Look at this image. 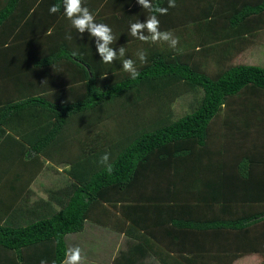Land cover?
Instances as JSON below:
<instances>
[{"label": "trees", "instance_id": "16d2710c", "mask_svg": "<svg viewBox=\"0 0 264 264\" xmlns=\"http://www.w3.org/2000/svg\"><path fill=\"white\" fill-rule=\"evenodd\" d=\"M62 2L9 0L0 10V189L7 187L11 192L9 198L0 197V264H63L69 250L67 237L84 232L88 222L98 225L112 219L102 211L106 207L112 213L119 211L122 217L116 225L126 231L127 238L126 247L118 252L113 264H144L148 258L158 264H232L245 254L264 256V158L261 208L256 200L242 207L234 204L238 199L235 187L230 192L234 196L229 194L222 202L204 201L201 194V201H178L170 170L156 173L150 167L159 156L163 166H168V160L177 156L182 146L185 151H191L189 145L204 146L212 134L213 119L226 105L254 112L262 107L258 125L264 138V68L228 66L211 76L203 65L193 62L194 54L185 56L154 48L148 62L137 68L139 76L131 79L128 73L115 74L104 66L92 40L83 42L74 28L70 26L67 33L69 29H57L55 23V31L50 32L54 27L47 26L44 31L22 34L26 36L24 42L35 44L41 54L32 59L34 65L15 57L10 34L2 32L4 22L18 16L23 3L26 14L36 10L44 14V20L53 22L63 15ZM168 2L152 3L165 8ZM220 2V12L210 15L208 10L200 11V16H191L188 24L207 20L211 29L228 27L226 33L217 30L212 36L214 42L243 37L247 27L252 36L264 32V0ZM54 4L61 7L50 14ZM85 5L98 22L99 17L121 13L133 4L131 0H85ZM163 16L166 20V14ZM61 70L71 74L63 78L67 80L51 78V72ZM182 85L193 96L190 113L171 121L172 114L166 110L171 119L159 121L157 124L163 125L139 132L124 143L100 138L102 133L97 130L102 123L118 115L121 104L130 97L137 94L142 99L145 93L149 100L158 99L160 105L170 89L174 98L180 97ZM79 122H84L89 134L94 132L93 144L81 138L71 140ZM61 145L63 150L77 145L81 154L75 159L59 157L56 152L63 153ZM105 153L112 164L110 172L100 162ZM42 156L47 161L57 159V166L69 163L64 170L69 182L53 186L47 199L32 208L19 209L29 204L31 186L41 173V168L31 165L42 166ZM20 166L24 173L19 172ZM160 178L165 180L163 187L157 181ZM143 182L148 190H132ZM255 193L259 194L258 189ZM170 196L176 201H168ZM249 205L250 209L246 208ZM17 211L21 213L15 216Z\"/></svg>", "mask_w": 264, "mask_h": 264}, {"label": "crops", "instance_id": "0c3cea01", "mask_svg": "<svg viewBox=\"0 0 264 264\" xmlns=\"http://www.w3.org/2000/svg\"><path fill=\"white\" fill-rule=\"evenodd\" d=\"M8 1L9 0H0V10L6 6ZM131 1L133 5L129 9L121 11V13L115 12L114 14H112V12H109L107 13L108 15H104L103 17H99L98 19V23L107 24L112 28L115 37L114 43L112 45L113 48L116 51H118L120 47H123L125 49L124 57L116 61L114 60L112 64H105L103 61H101L104 66L108 67L109 70L111 72H114L115 74L127 73L122 69L123 59L134 60L136 68L148 62L147 56L154 48L167 51L173 50L180 55H185L187 53L194 54V63L197 62L206 64L211 61L212 63L215 62L217 65H219V61L215 60V56L219 52L217 48H219L223 44H226V48H228L227 50L229 51L230 58L227 59L225 65H219L221 68H224L228 65L262 66V63H255L256 57H258V59L262 58V30L259 31L257 35L252 36L253 34L251 33V30L249 29V27H247V29L244 30L245 32L243 37H239L238 39H234V37H232V39H229V41L214 42L212 36L217 33L218 29L223 31V33H226L227 31H229V28L218 27L211 29L209 23H204L207 20H204L200 22V24H194V27H191L189 29V32L187 33L188 27H185V25L188 24V19L191 18L190 15L200 16V11L204 10H208L210 12V15L217 14V12H220L219 7L220 4H222L220 1L212 4L209 3V0H192L193 2L190 3V5L193 6V10H187L190 5L188 6L185 3L186 0H184V2H182V0H174V7H169V2L166 4L165 8L168 9L166 13V20L164 19L163 15H159L157 17L160 21L161 31H171V22H177V26L182 27V31H185L186 39H193V41H195L194 36L198 39H202V43L196 44V47L192 46L191 49H185L183 51L170 48L164 41H140L132 37L129 33L130 22H144L147 19L149 13L147 9H143L142 6L137 3V0ZM204 1H206V3H204ZM151 2H153V0H151ZM107 5L108 4L106 3V6ZM25 6V3L21 4V7L18 9L19 15H14L12 18H9L4 22L2 32L3 34H10L8 40H10L9 42H11L10 44L13 47V50H11V52L15 55V57L24 59V62L28 61L29 63H32L34 65L32 59L37 58L41 54H38V48L35 44L29 45V43L24 42L26 40V36H22V34L25 31L29 30L32 32H36L37 30L44 31L47 26L54 27V29H51L50 32L55 31L54 23L57 25V29L64 27L63 31L69 29L71 25L63 15L59 17L58 20L52 22V20H44V14L42 12L38 13V11L36 10L33 13L31 11L30 13L26 14ZM104 6L105 4L102 5V7ZM182 8L185 9L183 10V13H185V16L187 17L186 20H181L178 16V13H180V10ZM171 13L173 14V16L172 18H169ZM44 21H46L45 27H43V25L45 24ZM241 30L243 31V28ZM67 33H70V29L67 31ZM145 34L147 35L148 33L145 32ZM79 37L81 36L79 35ZM14 38L15 40L13 41ZM81 40L83 42L90 40L94 42L95 38L88 36L85 33L83 37H81ZM20 41L22 43H19ZM141 50H143L146 55V62H144L143 64L139 61L137 55ZM207 58L209 60H207L205 63L204 59ZM70 75L69 71L67 70H61L59 72L53 73L51 72V78H61L62 81L67 80L63 78H68L70 77ZM250 109L251 108L242 109L239 106L226 105L223 106L222 110H227V114L221 117L219 113L213 119L211 126H215L216 122L219 123V121H221L229 130L228 138L223 142L225 144L224 149H221V147L218 145L219 141H215L216 136H218L217 132L210 128L212 134L204 146L190 147L189 145L191 151H188V148L185 151L183 149V146L180 147V152L178 153V155L174 158H170L168 160L169 165L165 167L162 164L161 158H159L160 156L154 161V163H151L150 167H152V169H155L156 173L165 171L164 169L170 170V180L177 184V192L175 196L178 198V201L194 202L195 200H200V196L202 195V200L204 201L219 199L220 202H222V200L226 201L225 198L227 195L230 194L231 196H234V194H237L238 199L234 202V204L237 203L238 206L242 207L244 205L252 204V202H250L251 200H256L258 207L261 208L262 195L259 193V188L262 187V158H264V148L262 145L264 144V138H262V135H260L261 127H258L256 123H259V121H261L262 119L257 114V110H255L254 112V109L252 111ZM250 113L255 115H245ZM248 123H250L251 125L255 124V126L253 128L248 127ZM184 147H187V145H184ZM243 166L245 167V170L242 169ZM243 177H246L247 181H245L246 179H243ZM157 181H160L159 183H161L162 185L160 187H163V182H165V180L160 178L157 179ZM153 182L154 179H152V183ZM140 187L141 191L145 192L147 189V183H137L134 187H132V190H138ZM234 187L235 193H230L232 192ZM256 189H258V195H256L255 193ZM174 200L175 198L171 196L168 199V201ZM250 207L251 205L246 208L250 209ZM102 211L108 213V215H110L112 219L115 217V215L110 210L104 208ZM88 223L86 228L88 227ZM89 224L91 225L89 226L91 228V232H93L95 230L94 224H91V222ZM96 225L97 224H95V226ZM84 232H86V229ZM125 232L126 231L120 230L119 251L126 247L127 238ZM237 237H241V235L238 234ZM98 248L100 252L103 249L105 251V255L111 254L109 252V248ZM216 250L217 248L213 249L212 253L214 254ZM117 254V252L113 253L114 257L111 263L114 261ZM248 255L253 254H245L239 258L247 257ZM238 259H236L232 264H235ZM212 264L217 263L213 262Z\"/></svg>", "mask_w": 264, "mask_h": 264}, {"label": "rangeland", "instance_id": "374dc122", "mask_svg": "<svg viewBox=\"0 0 264 264\" xmlns=\"http://www.w3.org/2000/svg\"><path fill=\"white\" fill-rule=\"evenodd\" d=\"M193 1L186 0L185 3L189 6L190 3H192ZM217 1H221V0H209V3L213 4ZM223 1L226 2L227 0H223ZM182 2H184V0H182ZM183 10L185 9L182 8L180 10L178 16L180 17L181 20L183 19L186 20L187 17L185 16V13H183ZM187 10H193V6L190 5L189 8H187ZM190 16L196 17L197 15H190ZM170 27H172L171 30L172 34L175 37L179 38V42L176 46V49L183 51L185 49H191L192 46L196 47V44L202 43V39L201 38L198 39L195 36L194 38L196 43L195 41H193V39H186L185 31L184 30L182 31V27L177 26V22H171ZM185 27H188L187 30L188 33L189 29L191 27L192 28L194 27V24L191 25L186 24ZM217 49L219 50V52L216 54L215 60L219 61V65H225L227 59L230 58L229 51L227 50L228 48H226V44L221 45ZM207 60L209 59L208 58L204 59V62L206 63ZM255 63H262L261 67L264 68V32H262V58L258 59V57H256ZM198 64L203 65L206 73H208L211 76H215V74H218L219 71H221L222 69L224 68L226 69L228 68V66H231L228 65L224 68H221L215 62L212 63L211 61L206 64H202V63H198ZM120 79H122V77H120ZM170 90L168 91L167 95L163 94L160 105L156 103L159 102L158 99L151 98L149 100L148 96L145 93L142 94L143 96L142 99H140L137 94L134 97H130L126 102L121 104V109L118 115H116L114 118L110 116V118H108L107 121L102 123L103 125L101 126V128L97 130L99 134L102 133L100 138L105 139V137H109V139L112 142L118 141L120 143H124L127 141L126 138L129 137L133 138L136 134H140L139 132L147 131L148 129L149 130L156 129L158 128V126L163 125L165 121L171 119L170 117L168 118L169 114L166 113L167 112L166 110H168V112L172 114L173 120L171 121L180 119L181 117L190 113L191 110L189 105L193 98L192 94L187 93V90L184 88L183 85L179 87V94H181L180 97L176 95L174 98L170 94ZM139 103L141 104L138 106L137 104ZM118 104L120 105V103ZM136 108H138V110H136ZM227 112H228L227 110H222L220 112L221 117L225 116ZM257 114L262 119V107L257 108ZM245 115H255V114L250 113ZM159 121L163 123L157 124ZM257 123L256 125L259 127ZM247 126L253 128L255 124L251 125L250 123H248ZM80 128L82 129V132H79L78 129ZM211 128L215 130L218 135L216 136L215 141L216 142L219 141L218 145L221 147V149H224L225 144L223 142L228 138V131H229L228 128L225 127L223 122L221 121H219V123L216 122L215 126L213 125L211 126ZM93 134L94 132L89 134V130L84 127V122L83 123L79 122L78 126L74 128V134H73L74 136L71 140L77 141L76 139L81 138L80 139L81 141H84L86 143L89 142L92 143L93 140L92 138H95ZM260 135H262V128L260 129ZM100 138H98V140H101ZM61 147L63 150L64 145H61ZM83 152H84V148H82V153ZM56 153H58L59 157L68 155V157L71 156L75 159L79 154H81V149L80 148L78 149L77 145H70V146L68 145L63 150V153H61L60 151ZM46 159L47 158L43 156L40 158L39 164H42V166L31 165L32 167L37 169L41 168V173L35 178V181L31 186V191L29 193V197H30L29 204L21 205L19 209L32 208L36 204L40 203L41 200L47 199V193L49 189H52L56 186L66 185L69 182L68 178H66L67 177L66 174L63 173V170L67 169L69 163L60 164L61 166H57L56 164H59L57 162V159L51 161H47L48 159L47 160ZM22 167L23 166H20L18 170L19 172L24 173V167L23 168ZM10 196H11V192H9L7 187L0 189V197L9 198ZM59 208L60 207H57V209ZM106 209L111 210L110 207H106ZM19 212L20 211H17L15 213V216L18 215ZM113 214L115 215V217L113 219L107 220V222L103 221L105 222L104 224H98L96 226L94 224L95 230L93 232H91V228L89 227L91 225L88 223V227L85 228L86 232H82L77 235H69L67 237V244L69 249L74 247H79L81 249V255L83 258L81 264H113V262L111 263L114 257L113 253L115 252L118 253L120 249L119 248L120 229H119V225L117 226L116 223L119 222L122 217L120 216L118 210L113 211ZM17 219L18 221L22 222L21 218H17ZM98 247L106 248V249L109 248L110 250L109 252L111 254L105 255V251L102 249L100 252ZM263 262H264V256H262V253H259V254H253V255H248L247 257L239 258L237 262H235V264H263ZM144 264H158V263L155 259L148 258Z\"/></svg>", "mask_w": 264, "mask_h": 264}, {"label": "clouds", "instance_id": "9594fccd", "mask_svg": "<svg viewBox=\"0 0 264 264\" xmlns=\"http://www.w3.org/2000/svg\"><path fill=\"white\" fill-rule=\"evenodd\" d=\"M137 3L142 6L143 9H147L149 15L144 22L137 21L129 24V33L132 37L140 41L152 42L164 41L168 43V46L172 49H176L179 42V38L175 37L171 31H161L160 21L157 18V14L165 15L168 11L167 8L156 6L151 0H137ZM174 0H169V7H174ZM61 5L54 4L50 6L49 13H57ZM63 16L70 22L72 28L80 34L81 37L85 33L88 36L95 38V49L99 55L100 60L105 64H112L113 61L119 60L124 57L125 49L120 47L118 51L113 48L115 40L112 28L104 23H98L95 19V14L85 6V0H63ZM145 32L148 34L146 35ZM77 53L73 52V56ZM138 59L143 64L146 62V55L143 50L138 52ZM122 69L130 75L131 79H136L139 76V71L135 66V62L132 59L122 60ZM109 154L105 153L100 162L107 166V170H112V164L108 163ZM81 249L79 247L70 248L65 253V260L63 264H81L82 261ZM44 264V261H41Z\"/></svg>", "mask_w": 264, "mask_h": 264}]
</instances>
